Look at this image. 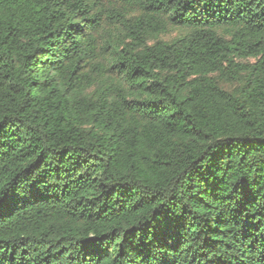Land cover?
Returning <instances> with one entry per match:
<instances>
[{"label": "trees", "instance_id": "16d2710c", "mask_svg": "<svg viewBox=\"0 0 264 264\" xmlns=\"http://www.w3.org/2000/svg\"><path fill=\"white\" fill-rule=\"evenodd\" d=\"M0 264H264V0H0Z\"/></svg>", "mask_w": 264, "mask_h": 264}]
</instances>
